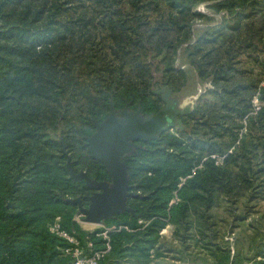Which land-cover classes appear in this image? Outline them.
Returning <instances> with one entry per match:
<instances>
[{"label":"trees","instance_id":"1","mask_svg":"<svg viewBox=\"0 0 264 264\" xmlns=\"http://www.w3.org/2000/svg\"><path fill=\"white\" fill-rule=\"evenodd\" d=\"M100 1L101 7L86 14L85 0H0V264H70L72 258L63 249L69 241L51 230L58 216L84 242L88 236L96 247L105 246L107 240L98 231L83 230L75 218L79 205L70 198L81 196L88 205L90 191L84 180L72 177L67 147L74 145L91 153L88 136L95 131V123L110 114L112 101L116 108L131 102L148 114L162 107L149 95L151 79L139 83L125 73L124 64L132 59L121 55L113 42L110 46L105 35L96 40L100 29L108 33L121 30L125 13L120 7L123 0ZM166 1L195 14L201 2H207L214 12L234 14L249 0ZM231 68L225 64L223 70L208 76L215 87L209 108L193 107L195 114H203L199 119L212 132L204 131L207 136L201 146L194 147L196 141L188 143L180 136H197L183 126L177 133L167 130L158 138L141 140L130 155L127 163L136 196L129 197L128 203L136 214L125 211L105 220L108 226L123 224L132 229L111 232L112 247L102 264H167L163 259L169 254L182 259L179 250L184 242L199 232L205 251L216 261L213 264H264V258H257L264 256L262 239L245 241L248 247L237 240L234 252L228 243L217 241L219 230L212 220L204 221L198 231L195 226L193 236L181 230L193 226L188 218L197 202L213 210L222 195L237 199L235 194L252 181L249 175L258 172L243 160L253 161L254 152L260 155L258 138L264 134L256 131L264 125V108L250 114L251 101L239 98L246 90L251 91V98L258 91V80L237 79L241 70L229 76ZM233 115L243 122L227 127ZM218 126L228 132L239 127L240 131L235 129L222 141L215 130ZM232 145L236 146L231 152ZM248 148L252 150L249 155ZM93 161L95 168L88 173L98 179L110 178L106 167ZM72 164L77 171L78 163L72 159ZM176 197L178 201L173 202ZM168 222L175 225L174 238L161 233Z\"/></svg>","mask_w":264,"mask_h":264},{"label":"rangeland","instance_id":"2","mask_svg":"<svg viewBox=\"0 0 264 264\" xmlns=\"http://www.w3.org/2000/svg\"><path fill=\"white\" fill-rule=\"evenodd\" d=\"M102 4L103 2L100 0L99 2L85 0L86 8H89L85 10L86 14L90 13L91 8L101 7ZM247 4H245L246 6L239 5L237 13L231 14L229 12H214L207 6V2H201L195 6L194 11L199 12V14H195L190 9L181 10L180 7L166 0H123L120 4L125 12L121 16L122 29L118 28L113 33H108L99 28L101 32L97 35L96 40L99 42L105 35L110 46L113 42L121 55L132 59L124 64L125 73H128L139 83L144 80L148 82L151 79L148 86L149 95L155 97L160 104H164L163 95L168 89H171L172 96L178 100L176 106L184 107L188 112L180 116L183 126L190 127L197 134L195 139H188V134H180V136H183L188 143L196 141L194 147H198L202 145L203 137L207 136H204V131L208 133L209 130L204 127L202 119H199L203 118V114L201 112L195 114L193 107H199L201 111H204L215 99L213 94L215 87L208 78L213 71L223 70L222 67H225L226 64L233 68L232 72L228 71L229 76H232L231 73H234L235 70H241V73L237 72V79L258 80V91L251 98L250 90H246V94L239 98L247 97L251 101L250 114H257L261 107L264 108V100L261 99L264 87V0H249ZM81 11L79 9V13ZM188 31L192 33V37H189ZM116 36L119 37V40L121 39V43H118ZM110 49L112 50V48ZM198 69L202 71L204 77L200 76ZM231 83H234V79L231 80ZM210 89L212 93H209ZM254 100L261 105L258 107V111L254 106ZM245 102H241L240 107H244ZM241 121L243 122L241 118L235 119L233 115L228 120L227 127L238 125ZM244 123L247 124L246 119ZM262 126L258 130L256 129L257 134H264V125ZM245 128L246 125L242 134ZM179 129L180 126H175L169 131L177 133ZM235 129L240 131L239 127L230 130V132L224 127L215 128L220 133L219 139L222 141L228 140V135ZM241 138L240 134L236 145L240 143ZM263 143L264 138H258L257 150L260 151V155L258 156V153L254 152L253 154L256 156H253V161L248 158L242 159L245 165L255 167L258 172L249 175V179L252 181L247 187L240 189L238 194H235L237 199L233 196L222 195L219 197V205L213 210H207L206 204L202 201L197 202V208L191 210L188 218L189 224L194 223L193 228L185 230V226H182L183 234L193 236L196 233L195 226L198 231L203 227L204 221L212 220L216 223V229L219 230L217 241L228 243L234 252L237 240H243L247 247L249 244L245 241L255 239L264 241ZM205 146L208 149V145L205 144ZM235 146H230L228 150L235 151ZM67 149L73 162L78 163L77 171L94 170L96 164L94 161L92 162V159L95 158L91 156V153H88L86 148H74L72 145ZM250 152L252 153V150H246L248 155L251 154ZM88 154L91 158L88 157ZM239 162L242 163L241 160ZM197 163L201 164V162ZM234 166L233 168L236 170ZM185 179H182L183 182ZM175 201H178L177 197L173 200V202ZM77 216H79L77 220L85 231L101 232L111 227L105 222L102 224L89 223L84 220V216L78 214ZM140 221L142 222V220ZM161 233L166 237L174 238L175 225L168 222ZM201 235L199 232L196 238H189L184 242V246L179 250L182 259H173V254H169L170 256L163 259V263L213 264L216 262L213 260V256L205 251L201 238H199ZM176 241L174 239L175 243ZM261 257L264 258V256Z\"/></svg>","mask_w":264,"mask_h":264},{"label":"water","instance_id":"3","mask_svg":"<svg viewBox=\"0 0 264 264\" xmlns=\"http://www.w3.org/2000/svg\"><path fill=\"white\" fill-rule=\"evenodd\" d=\"M171 95L172 91L168 89L163 95L164 100ZM180 113L188 112L184 107L177 106H169L150 116L144 115L141 108L129 110L126 107L119 112L114 102H111L110 114L95 123L96 129L87 140L91 156L106 167L110 180L93 178L84 169L76 171L71 157L67 162L72 177L84 180L87 187L94 189L88 205L84 204L81 196L70 198L72 202L78 203L79 214L84 216L86 222L102 224L106 219L125 211L136 214L128 203L129 197L136 194L130 183V165L124 156L139 146L136 140L155 139L175 126L183 127L182 119L178 118Z\"/></svg>","mask_w":264,"mask_h":264},{"label":"built area","instance_id":"4","mask_svg":"<svg viewBox=\"0 0 264 264\" xmlns=\"http://www.w3.org/2000/svg\"><path fill=\"white\" fill-rule=\"evenodd\" d=\"M256 110L258 111V107L261 105L258 104L256 100H254ZM255 110V111H256ZM256 111V112H257ZM215 156V155H214ZM80 215V214H79ZM76 219L79 216L75 217ZM132 229L128 225H113L106 230L98 232V235L103 236L107 241L105 246L96 247L94 241L87 236L86 242H84L76 231H70L63 226L62 217L58 216L54 224L51 226V230L57 235L64 237L70 243L69 246H66L64 252L71 256L72 260L70 264H102V260L105 255L111 249L112 245L110 242V236L112 231H118L122 228Z\"/></svg>","mask_w":264,"mask_h":264},{"label":"flooded vegetation","instance_id":"5","mask_svg":"<svg viewBox=\"0 0 264 264\" xmlns=\"http://www.w3.org/2000/svg\"><path fill=\"white\" fill-rule=\"evenodd\" d=\"M176 103H178L177 101H176V97H173L172 95L171 96H167V99L166 100H164V104L162 105V107L159 109V110H157V111H155V112H153V113H145V112H143V110H142V112H143V114L144 115H146V116H150V115H152V114H155L156 112H158V111H160V110H162V109H164V108H167V107H169V106H176L175 104ZM126 107H128V109L129 110H137V109H139V108H134L133 107V105H132V103L131 102H127L126 103V105L125 106H123V107H121V108H117V110L120 112L121 110H123L124 108H126ZM174 108V107H173ZM182 114L180 113V114H178V118H180V116H181ZM141 140H143V139H140V140H136V142L139 144V146L138 147H140V145H141ZM138 147H135L130 153H128V154H126L125 156H124V159L126 160V162L130 159H132V157L130 156L134 151H135V149L136 148H138ZM128 164V163H127ZM93 178H96V177H93ZM98 179V178H97ZM99 180H110V178H105V179H99ZM88 189H89V197H90V195L94 192V189H92V188H89L88 187ZM85 204V203H84ZM86 205V204H85Z\"/></svg>","mask_w":264,"mask_h":264},{"label":"crops","instance_id":"6","mask_svg":"<svg viewBox=\"0 0 264 264\" xmlns=\"http://www.w3.org/2000/svg\"><path fill=\"white\" fill-rule=\"evenodd\" d=\"M261 256H262V255H258L257 258H258V257L262 258ZM258 259H259V258H258Z\"/></svg>","mask_w":264,"mask_h":264}]
</instances>
